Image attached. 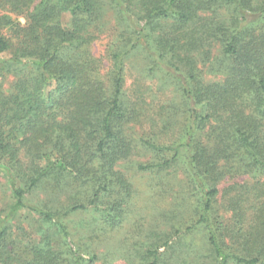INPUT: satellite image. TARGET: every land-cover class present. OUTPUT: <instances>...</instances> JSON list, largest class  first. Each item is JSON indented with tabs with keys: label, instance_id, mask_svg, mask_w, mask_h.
Returning a JSON list of instances; mask_svg holds the SVG:
<instances>
[{
	"label": "trees",
	"instance_id": "obj_1",
	"mask_svg": "<svg viewBox=\"0 0 264 264\" xmlns=\"http://www.w3.org/2000/svg\"><path fill=\"white\" fill-rule=\"evenodd\" d=\"M3 6L25 22L0 14V78L13 79L8 90L0 86V174L10 192L0 210V264H114L113 253L101 260L98 245L107 228L123 223L131 183L120 167L138 143L157 157L140 171L181 167L216 264H264V182L256 195L230 199L225 234L221 222H210L221 182L264 175V1L0 0ZM110 14L117 35L104 73L90 47L110 31ZM213 45H220L216 58ZM196 47L218 81L196 68L189 55ZM161 64L184 77L176 82L188 103L183 140L173 146L136 141L145 93L136 85L134 101L124 97L126 70L151 78L167 74ZM84 212L103 218L96 247L70 230V217ZM170 243L149 244L140 264H159Z\"/></svg>",
	"mask_w": 264,
	"mask_h": 264
},
{
	"label": "rangeland",
	"instance_id": "obj_2",
	"mask_svg": "<svg viewBox=\"0 0 264 264\" xmlns=\"http://www.w3.org/2000/svg\"><path fill=\"white\" fill-rule=\"evenodd\" d=\"M252 1L253 6L257 7L264 0ZM3 8L0 14H7L21 25L24 24L25 21L21 16L8 13L5 6ZM69 19V14H62L61 21L64 24H68ZM109 29L110 31L101 35L99 40L90 47L92 55L101 59L104 73L109 69L107 49L112 38L117 35V32H113L114 17L111 14ZM213 46L212 57L216 58L220 55L218 47L220 45ZM189 55L195 61L196 68L199 66L204 69V76L207 80L218 81L220 79L219 75H209L210 63L202 65V56L198 54V47L192 49ZM164 66L161 64V67L166 68L167 74L164 71L161 72L162 74L158 71L159 73L153 74L151 78L141 74L143 69L137 67L132 71L126 70L124 97L127 102H133V89L136 85L142 89L143 94L145 93V103L141 114H145L147 118L143 120L142 126L138 124L136 127L134 132L136 141L143 137L144 140H153L160 146H173L183 140V128L188 117V103L183 98L176 82V80L183 81L184 77L176 73L174 69ZM12 81L11 77L0 78V86L2 85L3 90H8ZM155 161H157L155 154L145 150L138 143L132 157L122 163L120 169L124 171L131 183V196L121 206L124 212L121 218L123 223L113 232H110L108 228L105 230V239L98 245L101 260L103 256L108 259L110 253H113L114 257L110 259L114 260V264H140V257L149 244L161 245L170 240L169 247L159 251V264H216L208 242L207 230L202 224H196L198 209L197 194L194 193V188L187 184L181 167L169 168L157 173H154V170L140 171L137 168L138 164L147 165ZM263 182L264 175L257 177L242 175L221 182L218 186L219 194L213 205L214 212L211 214L210 222H221L223 225L221 231L225 234L233 221L230 199L237 196L244 199V197L256 195L257 185ZM234 183L244 186L243 190L239 189L241 186H238L239 188L235 191L231 190L229 187H232ZM9 195L7 182L0 174V210L7 206ZM250 204V201L244 203V207L249 209ZM70 221L69 227L71 232H74V240H79L84 236L92 242L93 247H96L97 242L95 239L92 240V236H95L97 230L104 226L101 214L84 212L70 217ZM251 221L252 219L248 218L247 224ZM177 230L181 233L175 236ZM228 243L231 244L229 238ZM234 248L236 252V246ZM238 251L239 254L242 253Z\"/></svg>",
	"mask_w": 264,
	"mask_h": 264
}]
</instances>
